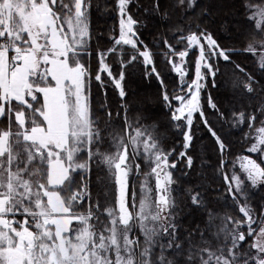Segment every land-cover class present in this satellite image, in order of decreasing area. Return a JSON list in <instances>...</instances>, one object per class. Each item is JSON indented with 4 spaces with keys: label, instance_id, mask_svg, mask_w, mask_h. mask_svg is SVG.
<instances>
[{
    "label": "snow or ice",
    "instance_id": "1",
    "mask_svg": "<svg viewBox=\"0 0 264 264\" xmlns=\"http://www.w3.org/2000/svg\"><path fill=\"white\" fill-rule=\"evenodd\" d=\"M134 4L114 0L117 34L109 38L110 48L93 51L90 18L99 10L93 0H0V264H264V204L257 214L250 203L252 191L264 187V103L249 113L237 111L235 101L221 110L210 94L206 106L201 102L208 81L218 87L222 63L244 75L233 82L239 98L264 93V41L240 50L258 57L259 78L233 61L236 49L199 25L192 30L189 24L187 34L177 28L176 44L161 38L164 50L153 51L141 39L143 24L134 18ZM197 5L198 0H174L172 8L187 12ZM241 7L264 33V5ZM160 8V0H153L144 12L159 14ZM113 56L120 67L115 74L108 63ZM158 57L178 76L172 88L158 69ZM135 64L161 86L169 128L182 137L179 159L186 160V168L193 165L188 151L197 120L213 138L226 186L223 199L238 207L239 219L209 208L203 184L180 195L173 176L177 163L170 162L176 149L163 146L167 136L158 134V125L134 126L121 115L125 105L114 121L110 106L94 101L93 83L104 95L113 85L125 100V71ZM99 113L107 118L103 127ZM229 121L230 128L251 130L245 134L252 141L246 151L257 156L240 157L239 173L224 171L230 149L223 126ZM141 162L150 170L137 191L133 180ZM94 170L106 173L99 183L108 206L93 198ZM184 196L206 212L207 221L204 229L198 226L182 238L177 216ZM85 203L87 210L77 212Z\"/></svg>",
    "mask_w": 264,
    "mask_h": 264
},
{
    "label": "trees",
    "instance_id": "2",
    "mask_svg": "<svg viewBox=\"0 0 264 264\" xmlns=\"http://www.w3.org/2000/svg\"><path fill=\"white\" fill-rule=\"evenodd\" d=\"M113 1L93 0L94 4L99 6V10L93 9L90 18L93 51L97 48L100 50L110 48L112 41L109 38L117 34V32H114V29L117 30L116 17L102 13V9L106 7L107 10L108 6L111 7L113 5ZM152 3L153 0H136V4L131 6V11L134 18L140 20L143 24V27L140 28L141 39L153 51L164 50L163 45L159 44L161 38L167 39L171 44H176V39L169 33L170 29L174 30L175 27L179 26V28L184 29L186 34L189 24L192 25V30H195V26L199 25L201 28L211 32L214 38L224 47L236 49L237 53L233 55V61L239 64L245 72L256 75L259 78L261 73L258 70V57L254 54H245L240 50L246 48L249 43L264 41V33H258L254 25L246 19V16L251 15V13H247L241 5L242 3L264 5V0H198L197 7L187 12L181 8L173 9L172 4L174 0H160L161 8L159 14H145L144 9L149 8ZM205 12L206 14H202ZM165 13H168L167 18H165ZM178 49L182 48L178 46ZM195 56L196 53H192L190 59L194 60ZM124 58L127 59V56ZM91 66L93 69L97 67L95 56L91 57ZM157 66L162 72L168 87H174L173 78L169 76L166 70V63L163 57L157 58ZM189 67L191 69V65ZM221 68L224 69V75L216 78L218 87H213L211 81L207 82V88L201 93L202 104L207 105L209 94L221 107V110L233 106L232 102L235 101L234 107L237 111L250 113L254 108L264 103V93L258 94L254 98H239V91L233 88V82L237 78L243 81V73L234 70L232 65H224L222 63ZM124 88L127 96L125 100H121L118 96L117 89L113 85L109 84L107 93L104 95L97 89L95 83H93L94 101L109 105L113 112L114 121L117 120L116 112H121V105H125L126 111L121 112L122 116L126 114L128 119L130 116L137 115L138 121L141 120L142 116L144 123L158 125V134H166L167 136V139L162 141L163 146L165 148L176 149V153L171 160L177 161V168L178 163L181 166V163H185L182 169L179 170L180 175L177 178L181 186L183 188L201 184L207 186L209 188L207 192L209 208L214 210L217 215H227L239 219L242 214L239 213L238 207L230 199L225 200L220 198L225 194L226 189L219 172L220 153L217 150L213 138L207 134L199 121H196V134L194 135L192 147L188 151V154L193 157L192 168L188 169L185 167L186 160H178L179 158H176L180 150H182L180 146L181 140L178 138L180 136L177 137L176 132L169 128L168 122L170 117L167 107L161 102L160 84L155 78L145 76L144 68L139 64H135L129 66L125 71ZM98 116L102 121L101 127H103V122L107 118L103 113H99ZM209 118L214 119L211 115ZM261 119H264V117H261ZM229 125L230 121L223 126V135L226 136V142L230 149V152L225 156L229 163L224 171H228L234 165L232 164L233 160L239 155H251L253 159H257L255 154H250L246 151L251 141L246 140L245 134L250 133L251 130L246 126L232 129ZM114 126L119 128L120 122L117 121ZM256 126H259V121H257ZM177 141L180 142L178 143ZM142 170L143 163L141 162V172ZM182 173H187V175L182 176ZM76 179L79 182L80 176H77ZM101 179H106L105 171L94 170L91 174L92 195L93 198L100 199L106 206L109 202L103 200L102 185L99 183ZM178 203L177 223L180 226V235L182 238L187 233L194 232L198 226L201 229L205 228L207 215L204 210L194 207L187 199V196L178 200ZM250 203L257 214L261 212V204H264V187L253 191ZM87 208L88 204L85 203L83 208L77 209L83 212ZM195 239H197V236Z\"/></svg>",
    "mask_w": 264,
    "mask_h": 264
},
{
    "label": "rangeland",
    "instance_id": "3",
    "mask_svg": "<svg viewBox=\"0 0 264 264\" xmlns=\"http://www.w3.org/2000/svg\"><path fill=\"white\" fill-rule=\"evenodd\" d=\"M65 2H68V0H65ZM113 8H114V1H113V5H111V7L108 6V9H107V10H106V7L103 8V9H102V13H103L104 15H108V14H110L111 16L116 17L117 30H118V17L116 16L115 12L112 11ZM179 25H180V24H179ZM177 28H179V26H178V27H175L174 30L170 29L169 33H170L171 36L173 35V33L175 32V30H176ZM186 34H187V32H186ZM175 41H176V40H175ZM175 43H176V42H175ZM124 48H125V51H126V52H129V53L131 52V49H130L129 46H124ZM179 48H182V45L179 46ZM178 50H182V49H178ZM163 59H164V58H163ZM194 59H195V58H194ZM164 61H165V60H164ZM114 62H116L117 64L114 63ZM108 63L114 65V69H113V70H114V74H115V73H118V72L120 71V67H119V64H118V62H117V57H114V58L112 57V58H110V59L108 60ZM165 63H166V61H165ZM189 66H190V65H189ZM166 70H167L169 76H171V77L173 78L174 85H176V84L178 83V76H177L176 73H174V72H172V71L170 70V68H169V66L167 65V63H166ZM193 71H194V70H193ZM117 91H118V90H117ZM142 115H143V114H142ZM128 121H129L130 123H133L134 126H135V124H136L137 122H139V124L142 125V126H148V125H150V124L144 123V120H143V117H142V116H141V120L138 121V120H137V115L130 116V117L128 118ZM230 124H231V121H230ZM232 129H237V128H232ZM193 132L196 134L195 126L193 127ZM106 135H107V134H106ZM176 136L178 137V136H180V135H179L178 133H176ZM178 138H180V140H181V142H182V137L180 136V137H178ZM178 140H179V139H178ZM177 142L179 143L180 141H177ZM251 142H252V141H251ZM251 142H250V143H251ZM249 146H250V144H249ZM249 146H248V147H249ZM248 147H247V148H248ZM181 148H182V147H181ZM167 149H171V148H167ZM104 150H105V148H102V149H101V151H104ZM181 151H183V148H182V150H180V152H181ZM242 156H244V155H239V156H237V157L234 158L232 164H235V168H233V166H231V167L228 169V172H230V171H232V170H235L237 173H239V171H240V170H239V158L242 157ZM176 158H179V154L177 155ZM83 159H85V158L82 157L80 162H82ZM178 160H180V159H178ZM172 161L177 162L176 160H171V159H170V162H172ZM142 163H143V162H142ZM181 164H182V166H183V164H185V163H181ZM182 166L178 163V168L175 169V170L173 171V176H174L175 179H177V178L179 177V175H180L179 170L182 169ZM149 170H150L149 167L143 163V170H142V172H140V174H139L138 177H135V176H134V180H133V182H134V184H135V187H136L137 191L139 190V186H140V184H141V183L143 182V180H144V173H147ZM81 175H83V173H82ZM80 178H81V177H80ZM242 178H243V176H242ZM150 183L154 185V178H152V179L150 180ZM174 187H175V186H174ZM179 187H180V195H181V194H183L184 190L187 189V188H183V187L181 186V183H180V182H179ZM253 191H254V190H253ZM253 191H252V193H253ZM252 193H251V194H252ZM173 194L176 195L175 192H174ZM223 197H224V195H222L220 198L223 199ZM241 203H243V201H241ZM108 204H109V203H107L106 206H108ZM76 211H77V212H82V211H79V209H76ZM85 211H86V210H85ZM218 216H225V215H218ZM206 221H207V220H206ZM198 239H199V236L197 235V240H198Z\"/></svg>",
    "mask_w": 264,
    "mask_h": 264
}]
</instances>
